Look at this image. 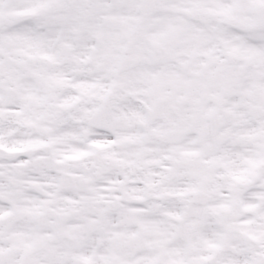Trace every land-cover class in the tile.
Segmentation results:
<instances>
[{
	"label": "snow or ice",
	"instance_id": "snow-or-ice-1",
	"mask_svg": "<svg viewBox=\"0 0 264 264\" xmlns=\"http://www.w3.org/2000/svg\"><path fill=\"white\" fill-rule=\"evenodd\" d=\"M0 264H264V0H0Z\"/></svg>",
	"mask_w": 264,
	"mask_h": 264
}]
</instances>
